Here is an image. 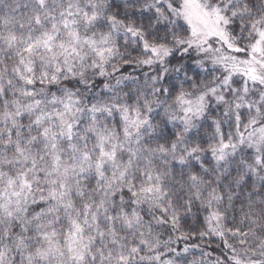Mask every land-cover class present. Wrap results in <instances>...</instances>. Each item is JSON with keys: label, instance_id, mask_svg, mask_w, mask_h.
Here are the masks:
<instances>
[{"label": "snow or ice", "instance_id": "snow-or-ice-1", "mask_svg": "<svg viewBox=\"0 0 264 264\" xmlns=\"http://www.w3.org/2000/svg\"><path fill=\"white\" fill-rule=\"evenodd\" d=\"M0 264H264V0H0Z\"/></svg>", "mask_w": 264, "mask_h": 264}, {"label": "trees", "instance_id": "trees-1", "mask_svg": "<svg viewBox=\"0 0 264 264\" xmlns=\"http://www.w3.org/2000/svg\"><path fill=\"white\" fill-rule=\"evenodd\" d=\"M125 71H129L128 69H125ZM166 238V237H165ZM191 243H203L204 244V250L212 254L213 256L220 255L221 249H222V244L219 240L216 239H210L208 237L205 238L203 242L199 240H193ZM219 245V247H218ZM194 255L199 258V251L194 250ZM192 256H189V259H192Z\"/></svg>", "mask_w": 264, "mask_h": 264}]
</instances>
